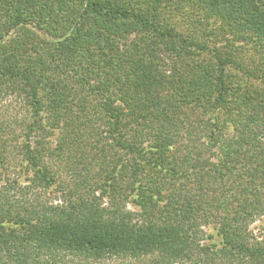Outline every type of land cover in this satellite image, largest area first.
Segmentation results:
<instances>
[{
    "label": "trees",
    "instance_id": "1",
    "mask_svg": "<svg viewBox=\"0 0 264 264\" xmlns=\"http://www.w3.org/2000/svg\"><path fill=\"white\" fill-rule=\"evenodd\" d=\"M9 98L0 264H264V0H0Z\"/></svg>",
    "mask_w": 264,
    "mask_h": 264
},
{
    "label": "rangeland",
    "instance_id": "2",
    "mask_svg": "<svg viewBox=\"0 0 264 264\" xmlns=\"http://www.w3.org/2000/svg\"><path fill=\"white\" fill-rule=\"evenodd\" d=\"M232 72L234 73V71L232 70ZM236 72V71H235ZM246 81V80H243ZM252 86H258V87H263L262 83L259 81H252L251 82ZM0 111H2V114L5 118V122H7V124H12L14 129H18V124H14L13 123V118L17 115V111H18V105L14 102V99H7L6 101H3L0 105ZM18 131V130H17ZM54 139L55 137H53L49 143L50 146H54ZM15 170V174L17 175L16 177L18 178L19 181V185L21 187H25L28 188L27 185H29V183H27V176L24 172L23 169H9L10 173H14ZM54 172L57 173V178H58V184L56 186H53L51 189H49L48 191L45 192V194L41 191L38 192L39 194H42L41 196H44V199L48 200V201H52L54 203H57L59 201H62L61 199V190L59 189V185H63V187H65V195L68 192V186L71 183V178L69 176V174H67L66 169H64L63 166V162H59L55 165V169ZM44 194V195H43ZM73 199L75 200V197H73ZM264 224L261 222H257L252 226L253 232L259 236V232H260V228H263ZM65 264H86V262L84 261H80L78 259L75 258H71L69 256L64 258ZM88 264H131L128 261H123L117 258H105L102 259L101 261H97V262H88ZM134 264V263H133Z\"/></svg>",
    "mask_w": 264,
    "mask_h": 264
}]
</instances>
